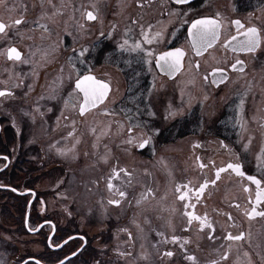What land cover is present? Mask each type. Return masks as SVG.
I'll return each mask as SVG.
<instances>
[{"label": "flooded vegetation", "instance_id": "flooded-vegetation-1", "mask_svg": "<svg viewBox=\"0 0 264 264\" xmlns=\"http://www.w3.org/2000/svg\"><path fill=\"white\" fill-rule=\"evenodd\" d=\"M214 1L0 0L7 25L0 32V90H7L0 95V190L26 201L25 231H7L18 225L0 219V264L11 256L13 264L46 263L38 258L46 245L58 250L70 236L63 245L70 252L56 262L79 250L64 264L77 256L80 264H264V215H248L264 213L248 179L264 182V99L250 76L263 27L253 0H233L228 13L202 11ZM200 17L221 25L202 53L189 33ZM251 26L260 29L257 49L228 47ZM137 42L141 48L130 50ZM13 47L19 59L9 54ZM172 48L184 55L169 75L157 60ZM215 68L229 73L217 87ZM89 72L111 87L81 113L83 93L73 89ZM202 82L210 91L200 97ZM26 243L40 247L26 250Z\"/></svg>", "mask_w": 264, "mask_h": 264}, {"label": "snow or ice", "instance_id": "snow-or-ice-1", "mask_svg": "<svg viewBox=\"0 0 264 264\" xmlns=\"http://www.w3.org/2000/svg\"><path fill=\"white\" fill-rule=\"evenodd\" d=\"M178 4L186 3L187 0H176ZM219 15V14H218ZM88 19H96L97 17L93 14V12H87ZM20 21L17 20L15 23H19ZM235 23L238 26H242L241 22L239 20H236ZM220 21L213 19L211 17H203L197 20L192 21V27L191 32L193 33V39L192 43L199 49L203 48L206 45H210L214 41H216L219 38V29H220ZM7 25L3 23V21H0V32H3ZM43 27L46 28V25ZM151 26H149L150 28ZM159 35V33L157 34ZM237 36H242V39L239 41H236V37H231V40L234 42L233 44V50H239L244 52H253L256 48L260 46L261 43V35H260V29H258L256 26L248 27L244 33L237 32ZM127 41H124V43H121L119 46L120 48H124L127 45ZM151 43V41H149ZM141 48V45L137 42L136 44L132 45V48L130 50H136ZM87 49H82L80 52V56L82 57L84 55V52ZM10 55H14L16 59H19L21 57V53L16 49L12 48L9 50ZM151 55V54H149ZM184 55V51L181 48H172L168 51L161 52L159 54V59L157 60V63L161 66V71H167L169 74H174L175 72L179 71L182 67L181 59ZM151 61L149 60V63ZM237 63H242L240 61H237ZM74 67V66H73ZM233 68L236 67L235 64L232 65ZM216 72H223V69H215ZM227 77L225 76V79ZM110 84L106 82L103 79H97V77L90 72L84 75H78V78L75 80V88L73 89V92H82L83 93V103L79 106V111L81 113H85L88 111L89 107H96V105L101 104L108 96L110 91ZM5 90H0V95H4ZM72 93L69 94V97L71 98ZM243 100H241V108L243 107ZM172 115H175V111L171 113ZM239 123V121H238ZM158 131V130H156ZM71 135V134H70ZM150 142V138L144 139L139 143V147L143 148L145 145H147ZM228 168L235 169L239 175L243 176L245 173L241 169L240 164H232L229 163L227 165ZM222 171V169L217 170ZM248 179L251 181H255L256 185V203L259 204L261 201H264V188L261 187V184L264 183L261 180H259L255 176H248ZM212 183H215V181H211ZM208 183V181H205V184H202L200 186V191L203 190L205 185ZM109 187H112L111 184H109ZM151 191V189H149ZM126 195L125 193L121 192L120 196ZM186 195V193L184 194ZM184 195L181 196V199H184ZM112 204H119V200H112L110 201ZM256 214V215H264V213H257L256 209L253 208L251 212L248 213L249 216ZM189 215H193V213H189ZM197 219H200V217H197ZM51 223V222H49ZM204 225L201 224V227ZM35 231V229H32ZM244 236V233H240L239 236L233 237L231 233H228L229 239H236L239 240ZM69 240L73 239V237H68ZM173 241H176L180 239V237L173 236ZM60 245H56V247H59ZM75 255V253H73ZM168 255H172V253H168ZM191 259H195L194 256L190 257ZM67 259V257H66ZM59 264H63V262H59ZM215 264V262H213Z\"/></svg>", "mask_w": 264, "mask_h": 264}, {"label": "rangeland", "instance_id": "rangeland-1", "mask_svg": "<svg viewBox=\"0 0 264 264\" xmlns=\"http://www.w3.org/2000/svg\"><path fill=\"white\" fill-rule=\"evenodd\" d=\"M234 5V1L233 0H216L214 1L209 7H202V11H212L215 13H223L226 12L228 13V10H232L231 8H233ZM253 5H255V10L260 13V17H261V23H262V27H263V38H264V0H253ZM42 26L50 23L49 21H42ZM53 23V22H52ZM12 24V22H11ZM26 23L24 22V25ZM25 27V26H24ZM26 38V37H25ZM24 38V41H26ZM256 61L258 62L257 64L254 65L255 69H254V73L255 74H250V76H256V79L253 81L256 85H254V89L259 90V92L262 94L260 96L261 99H264V43L262 46V49L260 51V53L258 54V57L256 58ZM205 90H209L208 85L205 84L204 82H202V84H199L196 86V91L199 90L200 92V97L203 96V93H205ZM187 91V88L184 89V92ZM225 92L226 90H223L220 94L216 95V102H212V109H216V108H220V104H221V98L225 96ZM257 135V134H256ZM258 139H259V135H258ZM260 140V139H259ZM263 140H264V133H263ZM3 237L5 239L8 240H13V242L15 241V236H10L8 234H3ZM32 238L31 236H23V239H30ZM28 246H24L26 248V250H35L38 246L40 247V244L34 245V244H28L26 243ZM136 261H139L138 259H136ZM13 258L12 256L8 258L7 260V264H13ZM138 263V262H137ZM15 264V263H14ZM139 264H146V262H144L143 260L139 261Z\"/></svg>", "mask_w": 264, "mask_h": 264}, {"label": "trees", "instance_id": "trees-1", "mask_svg": "<svg viewBox=\"0 0 264 264\" xmlns=\"http://www.w3.org/2000/svg\"><path fill=\"white\" fill-rule=\"evenodd\" d=\"M22 196L19 195H7L3 190H0V219L3 220H12L18 228H7V231H21L20 229L25 231L24 227V216L26 212V201L24 198L23 202L21 203L20 199ZM31 216H33L31 214ZM68 252V245L63 246L61 249L58 250H51L46 245L45 251L40 253L38 258L43 260L46 263H53L65 256ZM79 256L73 258L70 262L72 264H80L79 263ZM27 264H36L34 262H28Z\"/></svg>", "mask_w": 264, "mask_h": 264}, {"label": "water", "instance_id": "water-1", "mask_svg": "<svg viewBox=\"0 0 264 264\" xmlns=\"http://www.w3.org/2000/svg\"><path fill=\"white\" fill-rule=\"evenodd\" d=\"M176 1V0H175ZM190 1H192V0H187V2L186 3H188V2H190ZM200 18H203V17H200ZM200 18H198V19H200ZM212 18V17H211ZM213 19H215V18H213ZM197 20V19H196ZM191 27H192V23H191V25L189 26V33H190V38H191V41H192V39H193V33L190 31L191 30ZM220 30V29H219ZM240 40V38L239 37H236V41H239ZM215 43V41L213 42V43H211L210 45H206L205 47H203V48H197L194 44V46H195V48L197 49V52H199V53H202L203 51H205L208 47H210V46H212L213 44ZM233 44H234V42L231 40V39H229L228 40V42H227V45H228V47H231V48H233ZM13 48H15V47H13ZM257 49V48H256ZM21 53V52H20ZM158 59H159V57H158ZM158 65L160 66V64L158 63ZM215 69H222V68H215ZM215 69H213L212 71H210V79H211V81L213 82V85L214 86H219L220 84H222V83H224L226 80H227V78H228V76H229V73L225 70V69H223V72L221 73V72H216V71H214ZM167 72V71H166ZM168 73V72H167ZM169 75H171V74H169ZM225 76L227 77L226 79H225ZM20 193H23V192H20ZM30 204H31V202L29 203V205H28V208H27V214H26V227H28V219H29V212H30ZM67 241H69V239H67V240H64L61 244H59L60 246L59 247H53V248H55V249H59V248H61ZM49 242H50V239H49ZM79 252V250H77L76 252H74L75 253V255L77 254ZM75 255H73V253L71 254V255H69V256H67V259H66V257L65 258H63L62 260H60V261H58V262H56V263H53V264H59V262H63V264L68 260V259H70V258H72V257H74ZM29 260H33L34 262H36L37 264H46V263H43L42 261H40V260H38V259H36V258H28L27 260H25V261H23L21 264H24L26 261H29Z\"/></svg>", "mask_w": 264, "mask_h": 264}]
</instances>
